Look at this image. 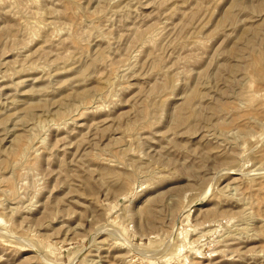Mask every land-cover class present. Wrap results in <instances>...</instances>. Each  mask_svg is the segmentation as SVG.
I'll list each match as a JSON object with an SVG mask.
<instances>
[{
  "label": "rangeland",
  "instance_id": "1",
  "mask_svg": "<svg viewBox=\"0 0 264 264\" xmlns=\"http://www.w3.org/2000/svg\"><path fill=\"white\" fill-rule=\"evenodd\" d=\"M0 264H264V0H0Z\"/></svg>",
  "mask_w": 264,
  "mask_h": 264
},
{
  "label": "bare ground",
  "instance_id": "2",
  "mask_svg": "<svg viewBox=\"0 0 264 264\" xmlns=\"http://www.w3.org/2000/svg\"><path fill=\"white\" fill-rule=\"evenodd\" d=\"M19 140H20V139H19ZM20 141H21V140H20ZM21 143H22V145H23V142H22V141H21ZM14 145H15V144H14ZM19 145H20V144H19ZM22 145H21V147H22ZM16 146H17V145H16ZM16 146H15V147H16ZM23 146H24V145H23ZM21 147L19 146L20 149H21ZM22 149H23V147H22ZM22 149H21V150H22ZM15 150H16V148H15ZM21 150H19V152H20ZM23 151H24V150H23ZM15 152H16V151H15ZM17 153H18V152H17ZM18 154H19V153H18Z\"/></svg>",
  "mask_w": 264,
  "mask_h": 264
}]
</instances>
